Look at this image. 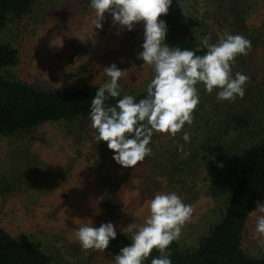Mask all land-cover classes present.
I'll return each instance as SVG.
<instances>
[{
    "label": "rangeland",
    "instance_id": "1",
    "mask_svg": "<svg viewBox=\"0 0 264 264\" xmlns=\"http://www.w3.org/2000/svg\"><path fill=\"white\" fill-rule=\"evenodd\" d=\"M250 3L254 5L256 0H189L197 18L195 22L210 37L211 43L218 42L224 34L214 19L232 34L239 26L240 32L234 34L251 36L256 28V11L244 15ZM94 18L95 12L88 0H45L34 5L21 19L10 21L0 34V42L10 45L19 54V63L10 68L8 74L37 86L59 89L87 80L103 84L109 79L104 74V67L115 63L124 70L118 81L121 94L147 88L154 71L137 56L141 51L143 23L135 24L128 31L113 24L110 14L105 13L102 28L95 29ZM230 25H234V29L228 30L232 28ZM254 52L248 69L250 79L245 87L261 74V63L264 68V46L257 58L256 50ZM256 61L259 62L257 70ZM233 64V75L236 72L247 75L246 68L242 69L246 66L243 61ZM240 64L243 65L237 67ZM201 91L199 89V96L203 99L207 95L208 98L217 97L216 90L205 91L206 95ZM203 121L193 118L192 124L186 123L172 139L166 133L157 132L158 140H155L152 155L132 168L121 167L113 157H100L93 152L92 141L97 140L91 122H85L84 126L80 122L48 124L27 133L0 136V183H5L7 177L21 178L33 189L28 197L20 196V190L16 188V191L0 196V224L16 240L24 239L28 233L44 232L46 244L53 252H58V264H114L103 252L83 249L74 228L90 221L94 227L111 221L116 229L129 222L142 224L149 214L148 202L156 193L175 192L193 208L177 241L184 246L193 245L207 224L218 219L224 210V192L219 200L216 197L219 186L215 181L220 183V175L215 178L214 167L227 172L228 162L222 155L227 157L233 144L239 142L240 145L241 142L240 137L235 140L230 136L208 140V130L201 126ZM184 131L190 134L189 142L181 138ZM233 132L237 138L239 135ZM211 134L215 136L218 132ZM178 145L183 147L176 156L179 159L177 167L167 169L174 161L166 150L172 146L170 151H174ZM22 151L29 153L21 156ZM157 153L162 154L160 159L165 164L161 169L156 167L159 163ZM193 153L195 156L191 157ZM21 192L28 193L25 187H21ZM104 195H109L111 208L108 212H104L101 205ZM30 197L35 207H24L23 198ZM262 201L264 193L258 200ZM36 205L44 210L35 211ZM253 230L254 218L249 216L242 249L250 257L263 258L264 237H254ZM39 236L42 235L39 233ZM63 242H67L66 248L60 247Z\"/></svg>",
    "mask_w": 264,
    "mask_h": 264
},
{
    "label": "trees",
    "instance_id": "2",
    "mask_svg": "<svg viewBox=\"0 0 264 264\" xmlns=\"http://www.w3.org/2000/svg\"><path fill=\"white\" fill-rule=\"evenodd\" d=\"M43 1L45 0H0V34L10 21L21 19L31 11L34 5L43 3ZM210 1L212 2V0ZM263 2L264 0H256V4L250 3L249 8H246L244 12L246 15L251 10L256 11V28L247 38L251 41V50L241 58L237 56L234 62L238 64L240 61L244 62L246 66H243L242 69H247H245L247 76L249 66L253 61L254 50H256L257 58L264 46V17L260 16V13L264 14ZM159 18L166 22L168 28L165 43L170 47L191 49L197 55L204 54L206 49L200 47V42L205 33L195 22L197 18L190 8L189 0H172L167 15ZM214 21L223 32L226 31L227 28L217 20L214 19ZM229 27L232 28H228V30L234 29V25ZM239 32V26H237L234 33ZM260 58L262 59V56ZM18 63V52L10 45L0 42V136L27 133L48 124L80 122L84 126L85 122H91L89 118L90 102L101 85L100 83L87 80L71 87L45 88L29 81L13 78L8 74L9 69L14 68ZM258 65L259 62L256 61V70ZM261 67V74L258 76L256 73L257 77L253 83L245 87L243 98L237 97L232 101H221L214 96L208 98L207 95L204 99L200 96V102L193 112V118L204 120L201 126L208 130L207 139L217 141L219 137L230 136L235 140H239L240 137L241 142L240 145L239 142L234 143L232 150L227 147V150L231 151L227 157L222 155L228 162L227 172L223 173L219 167H214L215 178L220 175V183L215 181L219 186L216 197L219 200L224 192V210H221L218 219L211 220L207 224L206 230L193 245L184 246L180 241L175 240L168 246L172 264H264V257H250L242 249L243 232L249 218V211L253 210L264 193L263 63H261ZM197 88L202 90V95H206L203 84H198ZM131 90V93L121 94V97L133 95L138 101L146 96V88ZM121 97H109L106 104L114 105L116 100ZM207 98L208 102H205ZM213 131H217L218 134L212 136L211 132ZM233 131L239 135L237 138L234 137ZM201 133L203 134V130ZM176 136L178 135L169 136V138H176ZM155 140H158L157 132L153 133L150 141L149 146L152 151L155 149ZM225 143L227 144V142ZM92 147L93 152L100 157H113V151L107 148L106 141L95 142L94 140ZM170 149L166 152L169 153L174 164L167 169H175L179 161L176 156L181 149L178 147L174 151H170ZM218 152L222 151L218 149ZM28 153V151H22L21 156ZM151 155L146 156L144 161H147ZM161 156L162 154H156V159L159 162L156 165L159 167L158 169L165 165L163 159H160ZM193 156H195L194 153L191 157ZM150 159L155 161L154 157ZM167 172L172 173L169 170ZM183 172L185 171L183 170ZM4 180L5 183H0V196L16 191L15 188L20 190L22 197H28L33 191L32 187L30 188L29 185L27 187L26 183L21 181V178L19 180L7 177ZM179 180L181 181L182 178ZM221 185L224 186V189L220 188ZM21 187H25L28 193H22ZM102 197L103 211L108 212L111 208L109 195ZM22 203L24 207H35L31 197L27 200L23 198ZM34 210L43 211L44 209L36 205ZM100 219L104 221L102 217ZM63 224H68V222ZM34 228L37 230L35 226ZM116 231V239L110 241L108 248L103 252L114 264V257L119 248L130 243L128 233L122 234L120 228ZM39 233L42 236H39ZM39 233H28L24 239L16 240L11 232L0 224V264H55V262L58 264V252H53L46 244L44 232L40 231ZM66 246L67 242H63L60 247L66 248ZM159 255V252L153 249L145 264H151L153 257Z\"/></svg>",
    "mask_w": 264,
    "mask_h": 264
},
{
    "label": "clouds",
    "instance_id": "3",
    "mask_svg": "<svg viewBox=\"0 0 264 264\" xmlns=\"http://www.w3.org/2000/svg\"><path fill=\"white\" fill-rule=\"evenodd\" d=\"M172 0H89L95 12L93 27L102 28L104 14L111 16L113 24L131 31L135 24L143 23L141 51L137 53L144 65L154 71L146 88V96L138 101L133 95L121 97L118 83L124 70L115 63L104 67L109 78L101 84L90 102L89 118L96 131L97 142L106 141L113 151V160L121 167L132 168L151 155L149 146L154 132L175 137L184 125H191L193 112L200 102L198 84L221 101L243 98L249 77L232 73V64L238 55H246L251 41L240 34L225 31L218 42L210 37L201 38L200 47L206 49L197 55L191 49L170 47L166 41L168 28L159 17L167 15ZM121 97L114 105L106 100ZM184 142L190 141L187 131ZM182 149V145L177 146ZM149 214L142 224L129 222L120 228L128 233L130 243L119 248L115 264H145L153 249L159 256L151 264H172L168 246L181 236L183 226L193 213L191 205L183 202L175 192L156 193L148 202ZM254 218V237H264V201L257 202L249 211ZM111 221L94 227L92 221L74 228L76 239L85 250L104 252L117 236Z\"/></svg>",
    "mask_w": 264,
    "mask_h": 264
}]
</instances>
